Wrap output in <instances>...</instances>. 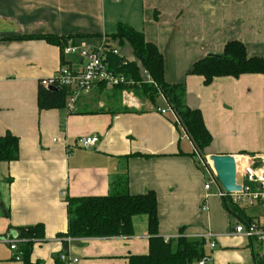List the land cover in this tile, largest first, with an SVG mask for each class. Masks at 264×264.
<instances>
[{"label":"crops","instance_id":"crops-1","mask_svg":"<svg viewBox=\"0 0 264 264\" xmlns=\"http://www.w3.org/2000/svg\"><path fill=\"white\" fill-rule=\"evenodd\" d=\"M120 25L157 47L167 83L186 86L188 106L201 112L212 136L208 158L264 156V74L217 78L209 86L189 74L195 63L222 55L233 41L249 57L264 60V0H0V136L10 132L20 141L18 160L0 162V239L15 240L21 228L41 226L45 241L33 247L34 264H63L62 254L78 259L76 264H130L132 256L149 252L146 217L134 219L133 236L71 243L59 237L69 228L70 200L108 196L127 177L130 195L156 194L163 238L201 240L213 233L214 249L204 239L212 264H260L264 248L230 235L237 219L217 187L205 190V169L163 97L157 108L149 101L141 111L139 101V109H127L121 94L100 85L74 114L40 111V82L62 65L77 70L83 61L63 57L60 46L44 40L20 39H106L141 67L144 78L131 44L116 38ZM94 136L96 146L76 147L79 138ZM248 209L251 218L261 217L258 207ZM15 254L0 242V264H22Z\"/></svg>","mask_w":264,"mask_h":264},{"label":"trees","instance_id":"trees-1","mask_svg":"<svg viewBox=\"0 0 264 264\" xmlns=\"http://www.w3.org/2000/svg\"><path fill=\"white\" fill-rule=\"evenodd\" d=\"M116 38L121 41L126 40L131 44L137 60L151 75L154 84L144 83L140 73L141 67L136 62H129L119 56H112L110 62L119 72L138 82L132 87L138 97L143 98L144 96L156 108L159 98L163 97L167 101L176 116L175 123L193 143L195 154L204 157L205 150L212 143V136L205 126L201 112L192 110L188 106L186 86L184 84L171 85L166 82L163 56L156 46L145 40L143 34L127 25H120ZM25 39L44 40L49 44L60 46L62 51L67 45L65 39L53 36L21 38L20 40ZM189 74L203 77L205 85L209 86L217 78L238 79L247 74H264V60L249 57L246 47L241 42L233 41L225 46L222 55H210L195 63ZM101 87L106 88L104 85ZM114 89L119 95L123 87ZM69 94V89L65 87L51 91L40 86L38 92L40 111L64 110ZM19 153L20 141L16 136L10 132L0 136V162L17 161ZM121 178L115 181L116 185L120 184ZM119 187V190L112 191L105 197H82L70 200L68 204L69 228L59 237L86 239L133 236L134 219L146 217L150 235L149 252L146 255L132 256L129 260L130 264H196L206 255L204 239L191 240L181 235L178 240L166 242L165 238L159 235L158 200L153 191L139 196L130 195L127 189V177L122 180ZM223 200L226 210L238 221L253 220L245 209L234 203L230 195ZM18 234L21 240L18 244L20 261L22 264H34L31 261V253L36 243L45 241L44 229L41 226L21 228ZM173 245H176V248ZM260 264H264V261Z\"/></svg>","mask_w":264,"mask_h":264},{"label":"built area","instance_id":"built-area-1","mask_svg":"<svg viewBox=\"0 0 264 264\" xmlns=\"http://www.w3.org/2000/svg\"><path fill=\"white\" fill-rule=\"evenodd\" d=\"M114 1L118 2L119 0ZM62 54L63 57H78L83 63L77 70L71 69L67 65H62L55 76L41 81L40 86L46 89L56 88L57 90L64 87L68 88L70 94L67 98L65 109L69 115L77 112L79 101L84 97L90 96L100 85H104L108 89L123 87L121 92L123 104L131 109L140 108L139 97L132 88L138 82L119 72L113 63L110 62L112 56H121L108 40L101 39L96 43H90L86 39L71 41L64 47ZM144 74V83L154 84L153 78L146 70ZM159 112L165 114L168 111L159 109ZM169 112L173 111L169 108ZM97 143H99V138L96 136L83 137L77 140L76 147L89 149L96 146ZM236 161L242 180V191L239 194L230 196L235 203L245 205L244 208L258 207L261 211V217L247 222L237 220L230 231V235L256 241L264 248V156L241 155L236 157ZM199 163L205 169L208 177L205 190L210 191L212 186H216L219 197L222 199L227 197L228 194L222 189L217 180L212 162L209 167L205 165L203 160L199 159ZM253 186H255V189H253ZM202 208L207 210L206 204ZM180 236L167 237L165 241L178 240ZM202 238L209 242L211 249L216 247L217 235L208 233ZM65 240L71 243L74 239L66 238ZM0 242L8 244L10 249L16 253L15 260L20 261L18 244L21 240L19 238L15 240L0 239ZM261 258H264V253ZM59 259L63 264H76L79 261L69 257L67 254H62ZM196 264H212V259L205 255Z\"/></svg>","mask_w":264,"mask_h":264},{"label":"water","instance_id":"water-1","mask_svg":"<svg viewBox=\"0 0 264 264\" xmlns=\"http://www.w3.org/2000/svg\"><path fill=\"white\" fill-rule=\"evenodd\" d=\"M50 90L57 91L56 88H50ZM210 160L222 189L228 195L241 193L242 180L238 175L236 158L231 155H216L211 156Z\"/></svg>","mask_w":264,"mask_h":264},{"label":"rangeland","instance_id":"rangeland-1","mask_svg":"<svg viewBox=\"0 0 264 264\" xmlns=\"http://www.w3.org/2000/svg\"><path fill=\"white\" fill-rule=\"evenodd\" d=\"M134 92H135V91H134ZM118 98H120L119 100L122 99V104H123V97H122L121 95H119ZM139 101H140V103L142 104L141 111L146 110V109H147V106L150 104V103H149V100L143 96V98L139 97ZM157 102H158V101H157ZM159 102H161V100H160ZM160 104H161V103H160ZM123 106H125V105L123 104ZM148 107L150 108V106H148ZM77 108H78V106H77ZM127 109H131V108H129V107L127 106ZM64 110H66V109H64ZM75 113H76V112H75ZM197 156H198V158H199L200 160H203V162L205 163V165H207L208 167H209V165H211V160H210V158L207 157V155H205V153H204V157H200L199 155H197ZM203 158H204V159H203ZM199 159H198V160H199ZM200 165H201V164H200ZM201 166H202V165H201ZM203 170H204V169H203ZM204 173H205V177L208 178V177H207V174H206L205 171H204ZM240 178H241V176H240ZM213 188H216V186H213ZM216 192H217V188H216ZM234 203H235V202H234ZM235 204H237L238 206H240V208H244V206H245V205H239L238 203H235ZM248 210H249V209L247 208L246 211H248ZM173 246H174V248H176V245H173Z\"/></svg>","mask_w":264,"mask_h":264},{"label":"bare ground","instance_id":"bare-ground-1","mask_svg":"<svg viewBox=\"0 0 264 264\" xmlns=\"http://www.w3.org/2000/svg\"><path fill=\"white\" fill-rule=\"evenodd\" d=\"M239 172V171H238ZM240 173V172H239ZM239 173H238V175H239ZM240 176V175H239Z\"/></svg>","mask_w":264,"mask_h":264}]
</instances>
